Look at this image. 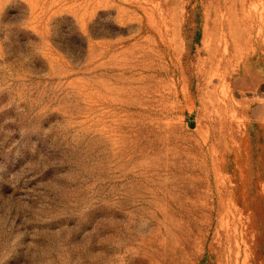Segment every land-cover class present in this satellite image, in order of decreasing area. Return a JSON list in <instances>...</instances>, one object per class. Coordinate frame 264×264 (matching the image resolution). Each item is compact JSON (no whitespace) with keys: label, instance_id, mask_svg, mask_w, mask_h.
<instances>
[{"label":"rangeland","instance_id":"obj_1","mask_svg":"<svg viewBox=\"0 0 264 264\" xmlns=\"http://www.w3.org/2000/svg\"><path fill=\"white\" fill-rule=\"evenodd\" d=\"M0 264H264V0H0Z\"/></svg>","mask_w":264,"mask_h":264},{"label":"water","instance_id":"obj_2","mask_svg":"<svg viewBox=\"0 0 264 264\" xmlns=\"http://www.w3.org/2000/svg\"><path fill=\"white\" fill-rule=\"evenodd\" d=\"M191 126H194V123H191Z\"/></svg>","mask_w":264,"mask_h":264}]
</instances>
